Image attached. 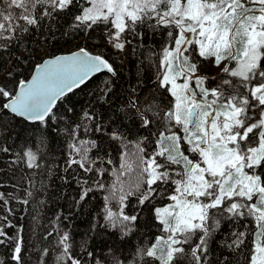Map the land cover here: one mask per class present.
Wrapping results in <instances>:
<instances>
[{"label": "snow or ice", "instance_id": "snow-or-ice-1", "mask_svg": "<svg viewBox=\"0 0 264 264\" xmlns=\"http://www.w3.org/2000/svg\"><path fill=\"white\" fill-rule=\"evenodd\" d=\"M73 7L72 32L87 36L102 28L118 54L133 39L143 40L144 25L152 32L165 29L168 42L152 88L142 81L132 87L108 118L109 124L127 121L136 130L134 140L119 128L108 133L120 145L118 165L111 153L91 155L102 140L81 138L105 131L102 114L91 105L70 130L61 129L69 137L63 172L75 166L84 175L77 178L73 171L78 198L68 215L58 212L43 231L38 230L45 201L38 197L47 186L37 175H52L43 163L44 134L36 150L27 140L17 151L0 144V154L8 157L0 173L15 176L22 166L11 191L0 181V248L9 253L0 264H30V250L34 264H48L53 252L54 264H264V0H0V60L42 25L51 31ZM44 55L50 58L41 57L30 79L12 80L8 72L0 80V138L12 134L6 117L42 128L57 122V102L96 74H109L98 99L111 107L117 70L103 53L78 45L69 54ZM209 63L219 69L216 75L201 72ZM96 191L105 193L104 223L95 218L89 232L119 233V244L104 245L107 255L90 246L91 236L77 244L65 224ZM144 209L159 234L125 254L126 238L137 230ZM25 212L32 218L31 244L20 223ZM224 234L230 239H222Z\"/></svg>", "mask_w": 264, "mask_h": 264}, {"label": "trees", "instance_id": "trees-1", "mask_svg": "<svg viewBox=\"0 0 264 264\" xmlns=\"http://www.w3.org/2000/svg\"><path fill=\"white\" fill-rule=\"evenodd\" d=\"M77 12V8L73 7L67 13L60 16L58 22L49 31L47 27L41 26L39 31H33L31 34L25 35L23 43L19 47H14L9 53H4L3 59L0 60V74H5L0 80H3L8 72H13V76L9 77L12 80H19L28 78L36 63L42 59L36 53L42 44L48 47L47 53L54 55L63 51L61 46L76 42L72 48L85 46L88 50L95 53H103L106 58L110 59V62L114 64L117 70V76L112 77L113 83L116 85L115 92L111 96V107L109 104H101L99 102V91L103 81L109 79V74L101 73L95 75L88 83L87 86H82L80 89L74 90V93L68 94L62 102L58 101L57 106L53 109L57 116V122L50 121L47 128H42L39 123H27L18 118H12L9 120L5 118V122L11 129V136L5 134L3 138H0V144L7 143L13 147V151L20 150L24 146V141H28V145L36 150L39 147V140L41 134H44L45 145L43 163L45 167L52 168V175L48 176L43 172L38 173L37 180H43L45 182L46 191L43 192L38 199H43L45 204L41 206L40 211L41 224L43 227L38 231H43V228L50 227L49 221L55 217L58 212H63L64 215H68L69 209L74 203V198H78L79 187L75 180H72L73 171L77 173V178L83 176L84 173L78 168L73 166L67 173L63 172L64 161L67 159V144L69 137L61 131L65 127H69L77 121L78 115L82 109L91 105L97 112L101 113L105 121V131L101 133H81L83 139H97L102 140L100 151H93L92 156L104 155L105 153H111V158L114 164H119V142L109 139L108 133L110 131L119 128L120 132L128 140L136 139L135 128L129 127L128 122L125 121L124 125H120L119 122L108 123V118L114 115L115 106L120 103V100L124 94L132 87L139 86L140 82H143V87L151 89L152 82L156 77V63H158V57L161 53L162 47L168 42L166 30L161 28L156 32H152L148 29L147 25H144L141 31L146 34L143 40L133 39L129 44L128 58L129 65L122 63V55L112 54L111 51L101 41L106 39L105 31L102 28H96L88 32L87 36L83 32L73 33L71 25L73 23V15ZM71 33V34H66ZM90 40V41H89ZM20 50L24 51V55L20 54ZM17 57L20 58V63L17 64ZM46 57L45 55L43 58ZM151 78V79H150ZM73 108L74 111L69 113L68 109ZM66 117V119H60ZM16 133H20L17 137ZM6 154H0V167H5L4 161L7 160ZM105 167H110L105 165ZM22 168V166H21ZM21 168L14 169L15 176L12 172L0 173V181H4L8 185L7 190L11 191V183L19 182L21 175ZM24 171H28L24 169ZM67 175L70 178L68 183H65L60 177ZM111 177L105 176L106 182L111 181ZM24 185H22L23 187ZM23 195V193H20ZM105 193L96 191L90 194L87 202L79 211L74 210V214L71 217L70 222H65L67 230L71 231L74 235L76 243L79 244L82 240L93 237L89 241L90 246H95L97 254L107 255V249L104 245H112L114 242L119 244V233L112 229H98L97 232H89V229L94 222L95 218L99 217L100 223H104V197ZM159 204V201H157ZM135 200L133 199L125 211L132 213ZM20 208V205H14ZM35 207V205H33ZM113 211L118 210V205L115 202L111 205ZM19 216V214H18ZM25 218L20 223L25 225V241L28 244L34 242L35 237L32 235V218L27 212L24 213ZM63 226V225H62ZM243 230V229H239ZM159 234L157 231L156 223L150 217V213L147 209L141 211L140 223L135 233L126 238L125 247L122 249L125 254L132 250V246L136 244H143L145 240L149 242L154 235ZM222 239H230L229 234H224ZM221 241H217L219 245ZM218 255V251L216 253ZM56 253H52V258L48 260V264H54ZM26 257L30 258V264H34L36 260V253L30 250L26 253ZM0 259L5 261L9 260V253L7 249L0 248Z\"/></svg>", "mask_w": 264, "mask_h": 264}, {"label": "rangeland", "instance_id": "rangeland-1", "mask_svg": "<svg viewBox=\"0 0 264 264\" xmlns=\"http://www.w3.org/2000/svg\"><path fill=\"white\" fill-rule=\"evenodd\" d=\"M89 41H90V40H89ZM79 42H80V40H78V41H76V42H72V43L66 44V45H63V46H61V48L63 49V51H69V50H72V49L77 48V47H75V48H72V47H73L74 45H76L77 43H79ZM101 43L105 44L106 47L111 51V53H112L113 55H114V54H117V55H118L117 51H116L115 49H113V48L111 47L110 44H107V43H106V39L103 40V41H101ZM129 46H130V45H127V51H125L124 53H119L120 55H122V60H121L122 63H123V64H126L127 66L129 65V58H128V54H127V53H128V49H129ZM47 50H48V47H47L45 44H42V45L39 47V49H38V51H37L36 54H37L38 56H40V57H43L44 54L47 53ZM19 52H20V54L24 55V51L20 50ZM61 52H62V51H61ZM5 72H7V70L4 71V73L0 74V79H1L2 76L5 74ZM201 72H202V73H207V74H209V75H216V74L219 72V69L212 67L211 64L209 63V65H208L207 67H202V68H201Z\"/></svg>", "mask_w": 264, "mask_h": 264}, {"label": "water", "instance_id": "water-1", "mask_svg": "<svg viewBox=\"0 0 264 264\" xmlns=\"http://www.w3.org/2000/svg\"><path fill=\"white\" fill-rule=\"evenodd\" d=\"M75 50H77V48H75V49H72V50H69V51H62V52H59V53H56V54H54V55H65V54H69L70 52H72V51H75ZM90 51V50H89ZM94 54H98V53H95V52H93ZM44 58H50V56H46V57H44ZM39 63H42V60L39 62ZM35 70V66H34V68H33V71ZM33 71H32V73H33ZM32 73H31V75H32ZM31 75L27 78V79H30L31 78ZM97 75V74H96ZM58 103V102H57Z\"/></svg>", "mask_w": 264, "mask_h": 264}]
</instances>
